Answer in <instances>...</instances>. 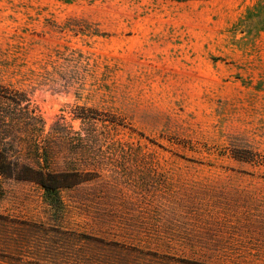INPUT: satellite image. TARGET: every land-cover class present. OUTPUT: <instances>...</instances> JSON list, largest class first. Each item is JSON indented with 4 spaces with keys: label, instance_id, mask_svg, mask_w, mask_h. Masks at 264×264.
I'll list each match as a JSON object with an SVG mask.
<instances>
[{
    "label": "rangeland",
    "instance_id": "rangeland-1",
    "mask_svg": "<svg viewBox=\"0 0 264 264\" xmlns=\"http://www.w3.org/2000/svg\"><path fill=\"white\" fill-rule=\"evenodd\" d=\"M0 83L91 138L0 184V264H264V0H0Z\"/></svg>",
    "mask_w": 264,
    "mask_h": 264
},
{
    "label": "trees",
    "instance_id": "trees-1",
    "mask_svg": "<svg viewBox=\"0 0 264 264\" xmlns=\"http://www.w3.org/2000/svg\"><path fill=\"white\" fill-rule=\"evenodd\" d=\"M73 119L83 122L95 119L116 122V117H104L95 108L76 105ZM110 116V115H106ZM65 119V117H61ZM47 122L31 97L19 89L0 83V184L5 180L28 181L40 185L47 193L57 195L62 188L71 187L89 172L72 163L59 170L50 163V154L57 144L85 147L91 138L76 131L73 125L56 121L50 131ZM79 147V146H78ZM82 148V147H80ZM246 160L251 156L235 154Z\"/></svg>",
    "mask_w": 264,
    "mask_h": 264
}]
</instances>
